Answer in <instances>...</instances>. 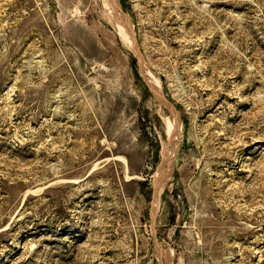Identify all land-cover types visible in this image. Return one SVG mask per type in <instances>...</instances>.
Returning <instances> with one entry per match:
<instances>
[{
  "label": "rangeland",
  "instance_id": "1",
  "mask_svg": "<svg viewBox=\"0 0 264 264\" xmlns=\"http://www.w3.org/2000/svg\"><path fill=\"white\" fill-rule=\"evenodd\" d=\"M0 264H264V0H0Z\"/></svg>",
  "mask_w": 264,
  "mask_h": 264
},
{
  "label": "bare ground",
  "instance_id": "2",
  "mask_svg": "<svg viewBox=\"0 0 264 264\" xmlns=\"http://www.w3.org/2000/svg\"><path fill=\"white\" fill-rule=\"evenodd\" d=\"M166 155V154H165ZM171 165V164H170ZM159 170V169H158ZM157 171V170H156ZM160 171V170H159ZM162 171H163V169H162ZM168 172V171H167ZM156 176L158 175V172H156V174H155ZM159 176H160V173H159ZM160 179V178H159ZM162 180V179H161ZM155 191V190H154Z\"/></svg>",
  "mask_w": 264,
  "mask_h": 264
}]
</instances>
